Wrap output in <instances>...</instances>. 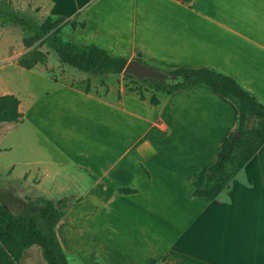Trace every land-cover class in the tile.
I'll return each mask as SVG.
<instances>
[{
	"label": "crops",
	"instance_id": "1",
	"mask_svg": "<svg viewBox=\"0 0 264 264\" xmlns=\"http://www.w3.org/2000/svg\"><path fill=\"white\" fill-rule=\"evenodd\" d=\"M9 6L8 15L37 25L48 16L79 15L84 29H63L70 42L166 72L208 68L234 78L264 105V0H10ZM21 43L16 50L0 45V96L16 97L22 115L19 123L0 124V203L22 208L33 197L75 198L66 208H106L104 229L119 227L112 209L133 216L147 209L153 216L136 222L114 264L138 258L264 264V232L250 237L251 230L264 231V216L250 208V198L264 197L258 193L264 146L214 201L193 195L224 140L236 133L231 101L202 85L162 94L156 106L121 88L99 96L86 92V84L61 80L68 69L79 78L88 74L60 62L54 73L41 64L20 67L28 52ZM129 252V259L121 257Z\"/></svg>",
	"mask_w": 264,
	"mask_h": 264
},
{
	"label": "trees",
	"instance_id": "2",
	"mask_svg": "<svg viewBox=\"0 0 264 264\" xmlns=\"http://www.w3.org/2000/svg\"><path fill=\"white\" fill-rule=\"evenodd\" d=\"M176 1L189 5L195 0ZM78 16L68 21L63 17L48 16L37 25L8 15L10 22L32 32L29 39L23 40L25 48H31L37 43V48H33L18 59V65L32 69L41 64L44 59L38 48L46 44L55 52L61 64L76 71L104 76L123 74L127 59L112 56L106 50L92 44L79 45L60 38L59 33L64 25H69L72 30L85 28L86 21L78 22ZM171 73L180 75L182 81L173 85L152 80L140 82L155 86L165 95L202 85L231 101L238 111L236 133L239 136L234 137L233 134L224 140L216 161L205 171L204 185L193 192L195 197L214 201L264 146V105L244 90L234 78L214 70L181 68ZM123 76L135 79L129 74ZM85 91H89L88 82ZM150 103L154 106L158 105L154 95L151 96ZM18 107L19 101L13 95L0 96V124L19 123L22 115ZM65 208L63 200L55 203L49 199H30L22 213L17 215L0 203V264H20L24 252L32 247H37L44 264H69L55 231ZM155 262L154 259L149 260V264Z\"/></svg>",
	"mask_w": 264,
	"mask_h": 264
},
{
	"label": "rangeland",
	"instance_id": "3",
	"mask_svg": "<svg viewBox=\"0 0 264 264\" xmlns=\"http://www.w3.org/2000/svg\"><path fill=\"white\" fill-rule=\"evenodd\" d=\"M9 4L10 0H0V45H7V47H11V50H16L17 47L21 48V41L23 42L24 39H29V37L32 35V32L25 30L24 28L22 29L20 25H16L8 21V12L10 7ZM23 14L26 15V19H34L29 13ZM77 21L80 22V18H78ZM64 27H66V25H64L60 30V38L64 41L73 40L71 35L67 33L68 30H63ZM21 36H23V39H21ZM33 48H37V43H35L31 48H26L24 50L31 51ZM38 51L41 53L44 59L41 65H43L48 72L54 73V69L60 68L58 65L59 61L57 56L49 46L46 44L41 45L38 48ZM77 75L78 74L71 69L62 71V73H60L61 80H63L66 84H72L73 86H79L83 88L85 87L87 81L89 88L99 96L108 93L109 87L112 89L117 88L116 90L121 88V90L127 94H133L140 97L150 98L152 95H154L156 98H159L162 96L155 86L140 82L136 79L126 78L123 76V74H119L118 76L84 74L81 76V78H89L92 76L91 79L88 80H82ZM258 193L260 195L264 194V190L259 189ZM37 198L42 197H33L31 199L34 200ZM62 199L65 201V205H67L70 204V201L75 198L57 196L53 198V201L57 203ZM250 200V208H252V210H257L260 217L264 216V209H262L264 208L263 195L259 197L253 196L250 198ZM80 201L81 198H79L77 202L80 203ZM0 202L3 203L1 198ZM26 203L27 201H24L22 208L18 207L17 204H13L10 205V208L8 209L18 215L22 213ZM143 210L142 212L134 210L137 213H135V216H133L131 211L126 214H119L118 210L112 209L110 216L113 219L120 220L119 227L104 229V227H102L103 225L100 224V215L104 216L107 213L106 208H65L63 210V216L56 226V233L58 241L61 244L69 264H114V256L115 254L119 253V249L124 251V249L127 248L126 244H128L131 240L130 238H132V230L135 229L136 222H140L138 220L141 219L146 221L149 215L153 216L147 209ZM258 230L260 232L251 230L250 237L252 239L256 236H260L261 232H264L261 228ZM147 233L149 232L147 231ZM153 237L154 233L149 234L148 239ZM89 240H94L93 242L96 244L92 245V243H89ZM104 244L105 250L102 253L99 250L101 248L104 249ZM131 254L132 253L129 252L128 254H123L121 257H123V259H129L132 256ZM147 258L148 256H145V260H147ZM141 262L142 261L139 258L134 261L135 264H148ZM22 264H44L41 253L37 247H32L24 252Z\"/></svg>",
	"mask_w": 264,
	"mask_h": 264
},
{
	"label": "water",
	"instance_id": "4",
	"mask_svg": "<svg viewBox=\"0 0 264 264\" xmlns=\"http://www.w3.org/2000/svg\"><path fill=\"white\" fill-rule=\"evenodd\" d=\"M123 74H129L138 81L152 80L165 85H173L182 81L180 75L149 67L137 59L127 61ZM238 136L237 133L234 134V137Z\"/></svg>",
	"mask_w": 264,
	"mask_h": 264
}]
</instances>
